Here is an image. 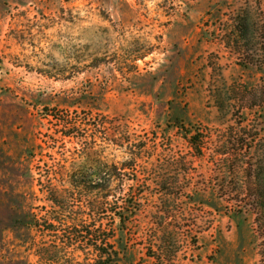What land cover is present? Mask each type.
<instances>
[{"label":"rangeland","instance_id":"374dc122","mask_svg":"<svg viewBox=\"0 0 264 264\" xmlns=\"http://www.w3.org/2000/svg\"><path fill=\"white\" fill-rule=\"evenodd\" d=\"M263 158L264 0H0V264H261Z\"/></svg>","mask_w":264,"mask_h":264},{"label":"trees","instance_id":"16d2710c","mask_svg":"<svg viewBox=\"0 0 264 264\" xmlns=\"http://www.w3.org/2000/svg\"><path fill=\"white\" fill-rule=\"evenodd\" d=\"M258 171V176H264V158L260 161V167L257 169ZM83 188H85L87 183H82ZM104 185L102 183H97V185H92L91 190L95 191H102L104 190ZM253 210L257 212V232L262 239V247L264 248V180H258L256 188H255V197H254V202H253ZM134 209V210H133ZM131 211L130 214H135L134 212L136 211V207H134ZM128 218H131L130 215L125 216L124 213H119V220L122 223H125ZM107 240L109 239H102L101 245L102 246H107ZM116 254V253H115ZM97 264H113L108 261H103L101 260L97 262ZM261 264H264V261H262Z\"/></svg>","mask_w":264,"mask_h":264}]
</instances>
